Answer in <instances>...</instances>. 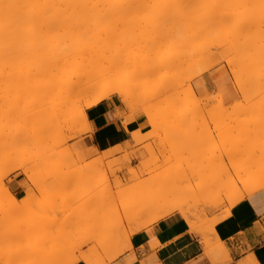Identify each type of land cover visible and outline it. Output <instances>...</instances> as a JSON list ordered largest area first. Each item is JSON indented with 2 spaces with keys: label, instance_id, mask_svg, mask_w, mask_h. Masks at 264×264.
Masks as SVG:
<instances>
[{
  "label": "rangeland",
  "instance_id": "374dc122",
  "mask_svg": "<svg viewBox=\"0 0 264 264\" xmlns=\"http://www.w3.org/2000/svg\"><path fill=\"white\" fill-rule=\"evenodd\" d=\"M151 1L153 0H147L146 2L151 3ZM220 1L221 0H210V5L215 2L214 4H218L220 7H225L224 3L226 1ZM147 3H145L146 8L142 5L144 10L142 7L141 11L137 8L140 6L139 4L137 7L134 6L136 4L133 5L135 9L133 8L134 11L132 12H134V17L136 15L140 26L137 21L136 23L133 20L134 17H129L131 14L133 16L131 11H129V14L131 13L129 15L124 14L123 10H120V8H124L125 6V3H122V7L121 5L120 8L115 7L119 9H117L118 11L113 10L111 14L105 18L106 20L108 19L107 21L112 20L111 23H106L105 19L104 21L101 19L98 20V23L101 21L99 23L101 26L97 23V25L100 26H97V28L99 29L102 27V30L100 29V33H97L94 38L92 37L89 40L91 42H89L91 49L94 47L92 50L95 49V51H92V58L88 65L91 67L102 66L103 68H107L110 65L112 71L111 73L110 68L108 69V73L106 71L107 74L105 78L101 79L100 84H105L114 78L121 82H126L127 77L132 80V73L133 77L135 75L132 82L129 79L130 82H126V84L132 86L131 88L137 89H135L138 91L137 97L134 93L132 100H128V103H124L121 102L118 95L111 94L115 95L123 104L127 111V116L141 114L143 116L145 115L148 121V130L145 132L135 130L131 133L132 140L134 141L133 145H139V147L130 151L115 147L112 150L97 152L93 150L92 146L85 145L84 134L89 130V127L87 119L85 121L82 116H85L84 106L76 105V102H82L85 97H81L79 94L77 95V93L76 95L74 93L71 95L72 92L77 90L75 87L80 82H77L78 80H76L74 76L70 79H72V81L74 79L77 84L73 81L74 86L71 84V81V86H69L68 83L66 87L69 86L70 89L68 87L65 88L64 86H62V88L61 85L65 84L60 83V87L62 88L60 89V93L61 91H63L62 94L65 93L62 96L58 92L60 87L57 89L58 86H56L59 83H56V85L55 83H50L51 87H49L50 89L47 87V89H49L47 90L45 86H50V84L45 83L42 85L39 82H32L31 84L33 87L30 83L24 84V86H27L26 88L24 87V90L23 85L14 81L13 83L12 80H10V82L9 78H6L7 80L5 79V81L3 80L4 78L2 79L1 77L2 74L5 75V73H8L9 65L11 66L13 64L14 58L13 60L10 59L9 62H11V64H8V61L5 62L3 59V63H5L3 66L0 61V67L2 66V68H0V90H2L0 91V264H54L60 260L61 254L63 257L61 261H63L77 253L79 254L80 252L83 254H89L95 264H108L114 254H121L128 248L125 236L123 237L122 235L123 230L120 222L122 216L121 209L130 200L139 199L142 201H149L152 197H156L155 202L157 204L163 203L165 206L168 205V203L176 202L182 203L183 205L186 204L185 207L189 208V211L194 214H192L193 216L191 218L192 220H195L196 225L200 224L199 226H206L209 219L223 214L226 208L229 207V205H227L228 203L225 201L226 195L233 194L234 188L238 186L240 187V180L245 181L243 186L264 180V104L261 102H264V97L261 95L263 93H258V89L255 90L256 87L253 86V84H255V81H252L253 78H251V80L250 76L248 77L247 75L248 69L250 71V68L252 67H249V65H247L248 67L246 66V63L253 65L257 61L254 59L257 57L253 56L249 57V59L253 58L255 62L246 59V56H250L254 49L248 48V51L251 50V52L247 53L246 51L247 55L245 53L242 55L241 52L243 51L240 50L241 56H245L243 58L247 61L243 60L241 63H238L235 59L237 62H233L234 64H226L229 61L226 62V59H229L228 56L230 55H228V49H226L228 45L225 48V52L223 46L221 47V43L220 45H218V42L215 44V42L212 41L213 37L216 35L215 30H211V35L209 36H213L212 39L210 38L212 42H210V39H205L208 43L213 44L214 42V44L209 47L210 54L206 55L207 57L209 56L210 60L208 61H210V63L208 62V64H206L208 65L207 69H201L202 72L200 73L201 70L199 68L200 71L195 69L197 68V62L199 61L200 63V60H197L199 57L196 59L197 62L194 66L190 64L191 62H187V64H185L186 61L185 63L179 62L177 60L178 58L176 57V59L175 56L178 54L176 53V50L177 52L180 51L179 54H182L181 50H185L181 47L182 45L184 48V42H186V44L188 43L189 47L205 46L207 48L209 45L204 41L203 36L201 37L202 39L198 38L201 43L197 39L195 40V38H190L187 34L188 32H186L187 29L189 30L186 26V24L188 25L186 20H184L187 28L185 29L186 31L182 29L185 28V26L183 27V22L181 24L174 21V23H179L175 25H181L179 26V29L177 27L178 31L175 32L174 30H176V28L174 29L172 26L174 23H172L171 19L163 20L159 18L163 22H166L165 20H170L169 23H160L161 20L155 18L158 20V26L155 20L150 21H153L156 24H153L152 22L151 24L148 23L150 22L148 19V25H143L145 22H142L140 16L142 19L144 16L145 18L143 20L147 21L146 19L149 17L150 19L154 16L157 17L159 15L157 11H160L158 8L159 6L156 9L154 8L155 11L158 9L156 11L158 15H154V9L152 10V8L149 7L151 5ZM229 3L232 4L231 2ZM247 3H245V5ZM250 3H253V1ZM115 4L118 5L119 3H116L115 1ZM240 4L243 5L239 2V4L237 3L233 6H236V8L237 6H240L238 8L242 9L244 6L241 7ZM152 5H154V3ZM247 6L250 5L247 4ZM129 7H126L127 9H125L127 12ZM131 7L129 9H131ZM149 8H151V12L149 13L153 12L152 15L147 13ZM241 9H238V11ZM136 10L138 11L135 12ZM114 11H116V13L112 14ZM120 11L123 12V16ZM235 11L237 10L234 8L233 12ZM118 12H120V14ZM127 12L125 11V13ZM139 12H141L142 15ZM117 13L118 15H116ZM120 15L122 17L128 15L129 18L127 17L128 19H126L125 17L123 19ZM240 15H243V13ZM240 15L238 16L237 14V16L235 15L236 17L234 16L236 21ZM130 18H132V20H130ZM181 19L179 18V21ZM120 20H123V24L125 25H123ZM130 21H134L133 23H136L137 26L136 24H132V28H130ZM181 21H183V19ZM236 21L229 23L231 30L236 26L234 25L237 24ZM116 23H118V26H116ZM126 23L130 24L126 25ZM170 23L172 24L171 26ZM227 24L228 23L222 27H220L221 25L217 26L222 33H220L215 26L214 28L219 34L222 35L225 33L229 38L230 36L232 37L231 34L233 32L230 34L229 26ZM167 25L173 27V31L170 32ZM111 26H116V30L112 31L114 27L111 29ZM161 26L163 28H161ZM95 28L96 26H94V29ZM97 28L96 30H98ZM123 28L125 29L121 30L119 34V30ZM180 28L183 32L185 31V35H182L183 32H181ZM106 30L108 33L111 31L112 34H108ZM250 30L249 32H251ZM254 30H257L256 27ZM254 30H252V32H254L253 34L256 33V36L250 33L248 34L249 36L251 35L255 37L256 39L254 40L256 41H254L252 37L247 36L248 34H246L245 38L243 37L244 41L245 39L249 40L252 38L250 40H253L260 47V44H263L264 36L260 38L262 35L260 33L261 35L259 34L260 36L258 39V31ZM162 31V34H165L166 32V35L168 32V34L171 33V37L170 35H168L169 38L165 35L167 39H162L160 37L161 42H159V37L157 35H159L158 32ZM101 32H105V34H107V36L105 35L106 37H109V35L112 36L110 39L114 41L111 42L112 40L110 41V39H108L107 42L106 37H103V33ZM121 33H123V35H121ZM212 33H214V35ZM201 35H199V37ZM207 35L208 34H206V36ZM161 36L164 37L163 35ZM121 37H124V39ZM156 37L158 38L157 42L156 40H153L156 39ZM223 37L221 36L220 38ZM227 37H225V39L228 41L231 37L229 39ZM103 38L105 42H110L109 46L102 41ZM243 38H241V40ZM169 39H173L174 41ZM182 39L184 40L182 41ZM185 39H187V41ZM260 39L263 40L259 41ZM188 40H191L190 44ZM231 40L232 39L229 41ZM138 41H140V43H137ZM193 41H195V44H192L194 43ZM196 41L201 45H198ZM253 41L249 44L252 45ZM155 43L161 45L155 46ZM180 43L182 44L180 45ZM227 43H224L223 45H226ZM137 44L140 45L138 46ZM178 45L181 47L179 50ZM188 45L185 46L186 49ZM136 46L138 48H136ZM188 49L186 51H188ZM230 49L232 48L230 47ZM167 51L170 52L168 53ZM223 51L225 55L223 54ZM1 53L2 52H0V54ZM233 54L234 53L232 52V55ZM115 55L120 56L116 58ZM2 56L0 59L3 58ZM5 56L6 59H8V55L4 54V57ZM202 56L205 58L204 54ZM222 56H225V58L223 59ZM124 57H126V59L128 58L126 62H124ZM170 57L173 61L170 60L169 62ZM110 59H112V64H110ZM115 59H121V62L119 61L118 63L122 66L121 68L118 66L119 69L116 68L117 70L115 69L113 71L115 68L114 66H117L118 64L117 62V64H114L116 61ZM213 60H215L212 62L214 64H211V61ZM167 61L170 64L171 62L176 63H172L171 66H174L171 67ZM205 61L207 62V60L204 59V62ZM153 62H156L154 65L157 67L153 65ZM150 64L152 65L150 66ZM112 65L114 68L111 67ZM230 65H235L233 68L236 69L231 68ZM187 66L189 67V70L187 69ZM191 66L194 67V71L196 70L199 72L198 75L194 76V74L190 79L185 73L188 71L189 73L187 72V74L192 75L191 73L193 71L191 70H193V68ZM243 66L246 67L247 72L245 71V68L242 69ZM256 70L257 68L255 71ZM183 71H185V73ZM234 71L239 72L240 78L239 76H236V74H233L235 73ZM108 74H110V76ZM250 74L253 77L254 73ZM259 75L258 76L261 77V79L259 78L258 80L257 77V79L254 80L262 82L261 80L264 78L262 71ZM236 79L245 81L247 84V93L245 90V92L238 90V86H241L242 84L238 85L240 84V82H238V84L235 85V82H237ZM262 84L263 86L261 89L264 91V83L262 82ZM187 85L190 87L188 91ZM257 85H259V82ZM15 86L17 87V90H15ZM52 86L54 87L52 88ZM42 89H46V92L43 91L45 94L42 92ZM261 89L259 88V91L262 92ZM189 91L192 96L194 95L193 97H195V99L192 96H189ZM255 91L257 93H255ZM13 92L15 94H13ZM9 93H12L13 95ZM138 93L141 94L138 95ZM244 93L246 94L244 95ZM248 94L252 95L248 96ZM42 96L45 97L43 98ZM66 99L68 100L67 102L65 101ZM40 104H42V106ZM41 109L42 111L40 112L39 110ZM59 109L60 111L62 109L61 113ZM23 137H25V139ZM137 152L141 154L140 157L133 156L134 153ZM116 153H119V155H115ZM131 159H133V161H131ZM223 164L227 168L226 173V168H221L224 175L219 171V167ZM19 165H22V168H26V173L27 175L29 174V176H27L25 172H22V168L18 167ZM15 167L16 169H14ZM234 168L236 170H234ZM200 169L205 170V172L201 171L204 172L205 178H213V181L217 182L219 180L221 183L218 181L220 184L219 186L217 185L218 183L211 185V187L207 186L208 190L205 189L203 194L202 192H198L197 194H194L195 196H191V198L190 195L186 194L188 196L187 199L186 195H184L185 193L182 192V188H188L187 186L191 187L192 185H195L194 182L196 183L197 180L200 182V176L199 178H196L198 176L195 174V179L191 176L194 174L191 171L195 170L200 172ZM233 171H237L235 172L237 175L234 176V178L232 177L231 181L229 176L233 174ZM134 173L139 177H136ZM200 173L199 175H201ZM14 175L18 176L17 179H21L23 183L24 191L21 193L22 196H20V198L25 195V191L30 193L28 201L21 199L17 205H14L15 207L12 206L10 208V206L7 207V198L6 196L4 197V193L1 192V190L4 191L5 188H7L11 193L10 182L12 180L11 177ZM225 176H228L229 179L226 180L227 178ZM65 178H72L76 182L69 188L59 189L60 187L55 183H58V181ZM90 180L93 181V186L101 181L108 184L100 194L101 197L99 196L96 200L92 199L91 201L88 200V197H85V190H87L89 185L88 182ZM213 181L211 183H213ZM31 182H33V184ZM164 183L168 184L166 185V188H169L170 186L175 188V190L172 189V187L170 188L173 190L171 193L175 192V195H171L169 189L167 190L166 188L161 192L156 191L157 189L162 188L163 186L160 188L159 186L164 185ZM177 187H181V189L178 188V191L182 192V194L177 192ZM2 188H4V190ZM73 190L76 193L66 202L67 204L61 207L51 205V200L58 196V193L60 194L61 191L70 192ZM257 194H262L264 196V191L260 189ZM218 197H220L222 201L218 199ZM242 198L236 197L233 204ZM218 201L221 202L217 203ZM187 204L191 206L189 207ZM191 207L194 209H191ZM182 215L184 218H187L185 214ZM125 223L126 222H124V224ZM124 226L132 228L134 227V224H125ZM205 233L209 237L207 247H215L216 242H214V240L210 238V235H208L209 231H205ZM104 239L110 240H108V246H105V248L96 247V242ZM81 241L82 243H80ZM72 244H75L76 246L79 244V246H77L78 248H73L75 245ZM63 246L65 247V250ZM67 246L71 248H67ZM76 263L84 264L81 260Z\"/></svg>",
  "mask_w": 264,
  "mask_h": 264
},
{
  "label": "bare ground",
  "instance_id": "6f19581e",
  "mask_svg": "<svg viewBox=\"0 0 264 264\" xmlns=\"http://www.w3.org/2000/svg\"><path fill=\"white\" fill-rule=\"evenodd\" d=\"M115 1H116V3H119L118 5H116L115 4ZM147 0H112V2H111V0H0V52H2L0 55L3 57L2 59H0V61H1V63H2V66L3 65H5V63H3V59L5 60V62L6 61H8L7 63L8 64H11V62H9L10 61V59H12L13 60V58H14V60H13V64L10 66L9 65V68H8V73L6 74L5 73V75H3L2 74V72H1V74L3 75H1V77H2V79L3 80H5L6 78L8 79L9 78V81L10 80H12V82L14 81V82H17L18 84H21V85H23V89H24V87L26 88L27 86L25 85L24 86V84H31L32 82L34 83H36V82H39V83H41L42 85L43 84H45V83H48V84H50V83H55V85H56V83H59L58 85H56V86H58L57 87V89L60 87V85L61 84H65V85H61V87L62 86H64L65 88H69V86H71V84L72 85H74L73 83L75 82V84H77V82H79V84L74 88L76 91L75 92H72L71 93V95L74 93L75 95H76V93H77V95L79 94V96H81V97H85L84 99H83V101L80 103L79 101L78 102H76V105L78 106H84V108L85 107H88V106H91V105H93V104H95L96 102H98V101H100V100H102V99H105V98H107V97H109L111 94H116V95H118L119 97H120V100H121V102H124V103H128V100H132V96H133V94L135 93V95H136V97H137V92L138 91H136L137 89L136 88H131L132 86H128L127 84H126V82L127 83H129L130 82V80L128 79V77H127V79H128V81H127V79H126V82L125 81H120V80H118V79H115L114 77H111V78H114V79H112V80H109V82H107V83H105V84H100L101 82V79L102 78H105V76H106V74L109 72V68H110V65H109V67H107V68H103L102 66H97V67H91V66H89L88 65V63L90 62V60H91V58H92V54H93V52L92 51H95V49L94 50H92L91 49V47H90V45H89V40L93 37L94 38V36L97 34V33H100V29L102 28H97V26L98 27H100L101 26V24H99L101 21H99V23H98V20H102V21H104V19L105 18H107L110 14H111V12L113 11V10H117L118 8H115V7H119L120 8V5L122 4V3H125V6H124V8L122 7V5H121V7L122 8H120V10L122 11L123 10V12H124V14H129V11H131V13H133V16H132V14L129 16V17H134V12H132V11H134V9H135V7H137V5L139 4L140 6L139 7H137L140 11L142 10V5H144V7H145V3H147L146 2ZM153 1H155V2H153ZM153 1H151V3L153 2L154 3V5L156 6H154V5H152L151 3H147V4H150L151 6H149V5H147V6H149V7H151L152 8V10L155 8H157L158 6V8L160 9V11H157L158 13H159V15L157 14V12L155 11V9H154V15L155 14H157L158 16L156 17V16H154L153 18H151L150 19V17L149 18H147L146 20L147 21H145V20H143L145 17L143 16V19L141 18V16H140V19L142 20V22H145V23H143V25H146L147 24V22H148V19H149V21L150 20H155V22H157V26H158V20L157 19H155V18H161V19H171V21H172V23H174V21H176V22H179V23H181L182 24V22H183V27L185 26V21L184 20H186L187 22H188V25H190V26H188L187 24H186V26L189 28V30L186 28V26H185V28H182L183 30H185V29H187V31L186 32H188L187 34H188V36H190V38H192V39H194L195 38V40L197 39L198 40V38H201L202 36H203V39H204V41H205V39L207 38L208 40L211 38L212 39V37L213 36H209V35H211V30H215V36L213 37V39H212V41H214L215 42V44H216V42H218L219 44L218 45H220V43H221V47L223 46V48H224V51L226 52V50H225V48H226V46H227V48L226 49H228V51H227V53H228V55L230 54V55H232V52L234 53L232 56H228V58L229 59H226V62L228 61V63H226V64H234L233 62H235L236 60L238 61V63H241V61H243V60H246V59H248V60H250V61H252L253 60V62H255L256 60V62L252 65V64H247L246 63V66L247 65H249V67H252V68H250V71H249V69H248V73H247V75H248V77L250 76V79L251 78H253V80L252 81H255V84H253V86L254 87H256L255 88V90H257L258 91V93L260 92V94L261 93H263V94H261L263 97H264V91L261 89L262 88V86H263V84H262V82L264 83V78L261 80L262 82H260V81H258L259 80V78L261 79V77H259L260 75H259V73L261 74V71H262V73H263V75H264V66H263V64H264V41H263V44L261 45L260 44V42H259V44H260V47H259V45L258 44H256L254 41H256V40H254V39H256L255 37H253V36H249V34L248 33H250V34H252V35H255L256 36V33L255 34H253L254 32H252V30H254L255 29V27H256V29L257 30H254V31H258L257 32V35H258V39H259V36H260V38L261 37H263L264 35V0H249L250 2H252L253 1V3H250L248 0H221V1H226L225 3H224V6L225 7H220V6H218V4H214L215 2H213L211 5H210V0L209 1H207V0H153ZM220 1V2H221ZM236 1V2H235ZM245 1V2H244ZM145 2V3H144ZM207 4H206V3ZM229 2H231L232 4H230L229 3V5H228V3ZM239 2L240 3H242L243 5H241V7H243L242 9L241 8H238V7H240V6H237V8H236V6H233V5H235V4H239ZM248 2V3H247ZM113 5H112V4ZM156 3V4H155ZM209 3V4H208ZM245 3H247L248 5H250V6H247V4L245 5ZM111 4V5H110ZM128 4V5H127ZM134 4H136V5H134ZM116 5V6H115ZM127 5V6H126ZM129 5H130V7L131 6H133V7H131V9H129L130 7H129ZM112 6V7H111ZM153 6V7H152ZM208 6V7H207ZM211 6V7H210ZM111 7V8H110ZM114 7V8H113ZM126 7H129L128 8V12H127V10H125V9H127ZM144 7H143V10H144ZM134 8V9H133ZM141 8V9H140ZM146 8V7H145ZM151 8H149V10L148 9H145V10H148V12L147 13H149V12H151ZM234 8L237 10V11H235V12H237V13H235V12H233L234 11ZM238 9H241V10H239L238 11ZM119 10V9H118ZM117 10V11H118ZM127 12V13H125V11ZM120 11V12H121ZM138 10H136L135 12H137ZM243 11V12H242ZM120 12H118L119 14H120ZM123 12H121V14H122V16H123ZM156 12V13H155ZM114 13H116V11H114L112 14H114ZM118 13L116 14V15H118ZM139 13H141V12H139ZM146 13V14H147ZM241 13H243V15H240ZM136 14V13H135ZM149 14H153V12L152 13H149ZM237 16V14H238V16L240 15V19L239 18H237V21H236V16ZM141 15H142V13H141ZM144 15H145V13H144ZM148 15V14H147ZM121 15H120V17L121 18H125L126 17V19H128L129 17H128V15H124L125 17H122ZM146 16V15H145ZM235 16V17H234ZM128 17V18H127ZM120 18V19H121ZM132 18H130V20H132ZM136 18V15H135V17L133 18V20L136 22H138V20H137V18ZM177 18V19H176ZM179 18L181 19H183V21H179ZM140 19H139V21H140ZM161 19H159V20H161ZM174 19H176V20H174ZM234 20V21H232V20ZM94 20V21H93ZM106 20V19H105ZM108 20V19H107ZM106 20V23H111V19H109V20H111V21H107ZM178 20V21H177ZM239 20V21H238ZM91 21H92V23H91ZM121 21V20H120ZM129 21V20H128ZM127 21V22H128ZM133 21V22H134ZM153 21H150V22H148V23H150L151 24V22L153 23V24H156V23H154ZM166 22H163L162 20L160 21V23H169L170 22V20H165ZM237 22V24H234V25H236L235 27H233L232 28V30L230 29V25H229V23H231V22ZM114 22H115V20H114ZM114 22H112V23H114ZM123 20L121 21V23L123 24ZM126 22V21H125ZM131 22V21H130ZM133 22H131V24L130 23H126V25L127 24H130V28H132V24H136V23H133ZM174 23L173 25L170 23V26L172 25L173 27H174V29L176 28V30H174L175 32L176 31H178V29H179V26H181V25H175V24H179V23ZM94 23V24H93ZM96 23V24H95ZM97 23L100 25H97ZM120 23V24H121ZM139 23V22H138ZM159 23V24H160ZM226 23H228L227 25L229 26V30H230V34H231V32H233L231 35H232V37L230 38V39H232L231 41H229L230 39L227 37L228 35L227 34H225V33H223L224 34V37H223V34L221 35V34H219L218 33V31H220L218 28H217V26H220V27H222V26H224ZM92 26H91V25ZM103 24V23H102ZM104 24H105V22H104ZM103 24V25H104ZM115 24V23H114ZM118 23H116V26H118L117 25ZM112 25V24H111ZM123 25H125V24H123ZM123 25H121V26H123ZM148 25V24H147ZM163 25V24H162ZM94 26H96V28L98 29V30H96V28L94 29ZM116 26H111V29H112V31H114V30H116L115 29V27ZM129 26V25H128ZM136 26H137V24H136ZM139 26H140V23H139ZM155 26V25H154ZM164 26V25H163ZM170 26H168L167 25V28L169 27V31L171 32V31H173L172 30V28L173 27H170ZM214 26H215V28L218 30H216L215 28H214ZM227 26V27H228ZM262 26V27H261ZM165 27V26H164ZM177 27H178V29H177ZM214 29H213V28ZM254 27V28H253ZM107 28V27H106ZM117 28V27H116ZM119 28V27H118ZM159 28H160V26H159ZM161 28H163L162 26H161ZM166 28V27H165ZM171 28V29H170ZM225 28V27H224ZM253 28V29H252ZM110 29V30H111ZM125 28H123V29H120L119 30V34H120V31L121 30H124ZM129 29V28H128ZM128 29H126V30H128ZM181 28H180V30H181V32H183V30H182ZM250 29H252V30H250ZM102 30V29H101ZM108 30V29H107ZM106 30V31H107ZM208 30H209V32H208ZM248 30V31H247ZM249 30L252 32H249ZM164 31V30H163ZM163 31L162 32H158L159 33V35H157L158 37H159V42H161L160 40H161V38L162 39H167V37H168V35H170V37H171V33L170 34H168L167 33V35H166V32H165V34H162L163 33ZM166 31H168V30H166ZM184 31V32H185ZM205 31V32H204ZM216 31H217V33H216ZM184 32H183V34L182 35H185L184 34ZM203 32V33H202ZM213 32V31H212ZM101 33H103V37H106L107 36V34H105V32H101ZM107 33H108V31H107ZM110 34H112L111 33V31L109 32ZM108 33V34H109ZM158 33H156V34H158ZM220 33H222L221 31H220ZM261 33V34H260ZM163 35L164 37H162L161 35ZM202 34V35H201ZM206 34H208L207 36H206ZM213 35H214V33H212ZM221 37H223V38H220L218 35ZM229 34V35H230ZM243 34H244V36H243ZM246 34H248L247 36H249V37H252L253 38V44H254V46L256 47H254L253 46V44L251 45V44H249V43H252V41L250 40V39H252V38H250L249 39V37H248V39L250 40H247V39H245V41H244V38H245V36H246ZM260 34V35H259ZM106 35V36H105ZM117 35V34H116ZM115 35V36H116ZM121 35H123V33H121ZM167 37H166V36ZM199 35H201L200 37H199ZM204 36H205V38H204ZM110 37H112V36H110L109 35V37H106V41L108 40V39H110ZM161 37V38H160ZM166 37V38H165ZM185 37V36H184ZM186 37H187V35H186ZM197 37V38H196ZM216 37V38H215ZM225 37H227L229 40L227 41L226 39H225ZM244 37V38H243ZM121 38H123L124 39V37H121ZM120 38V39H121ZM155 38V37H154ZM169 38V37H168ZM181 38V37H180ZM179 38V39H180ZM189 38V37H188ZM187 38V39H188ZM241 38H243L242 40H241ZM247 38V37H246ZM187 39H185L186 41H187ZM191 39V40H192ZM202 39V38H201ZM206 39V40H207ZM211 39H210V42H212L211 41ZM215 39H217V40H215ZM223 39H224V42H223ZM263 39H264V37H263ZM263 39H260L259 41H261V40H263ZM112 39H110V41H111ZM153 40H156V42L158 41V38L156 37V39H153ZM169 40H171V39H169ZM184 39H182V41H183ZM190 40V41H191ZM219 40H220V42H219ZM247 40V41H246ZM94 41V40H93ZM92 41V42H93ZM102 41L106 44L107 42H105L104 41V38L102 39ZM114 40H112L111 42H113ZM141 41H143V40H141ZM171 41H174L173 39L171 40ZM189 41V40H188ZM189 41V44L191 43ZM199 41V40H198ZM226 41V42H225ZM181 42V41H180ZM194 43H192V44H195V41H193ZM197 42V41H196ZM200 42V41H199ZM205 42H207V41H205ZM214 42H213V44H214ZM229 44H228V43ZM258 42V41H257ZM91 43V42H90ZM104 43H103V45H104ZM110 43V42H109ZM109 43H107L108 44V46H109ZM124 43V42H123ZM137 43H140V41H138ZM172 43V42H171ZM201 43V42H200ZM199 43V44H200ZM202 43H204V42H202ZM224 43H227L226 45H223ZM93 44H94V42H93ZM106 44V45H107ZM112 44V43H111ZM114 44H115V42H114ZM113 44V45H114ZM154 44V43H153ZM182 43H180V45H181ZM185 46L186 45H188V43L186 44V42H184L183 43ZM197 44H198V42H197ZM198 44V45H199ZM206 44V43H205ZM204 44V45H205ZM212 43H208L207 42V45H209V46H207V48L205 47H202V46H193V47H189V45L187 46V49L188 48H190V49H188V51H186L187 49H186V47L184 46V48H183V46L181 45V47H182V49L184 50V51H182L181 50V53L182 54H179V52L180 51H178L177 52V50H176V53H178L176 56H175V58L179 61V62H181V63H185V61H186V63L185 64H187V62H191L190 64L191 65H194L195 66V63L197 62V60H200V63H199V61L197 62L198 64H196L197 65V68H195L196 70H201V69H204V70H206L207 69V67H208V65H206V64H208V62L210 63V61H208V60H210V58H209V56L207 57L206 55H209L210 54V49H209V47L211 46V45H213ZM89 45V46H88ZM92 45V44H91ZM116 45H117V43H116ZM138 46L140 45V44H137ZM156 45H161V44H156L155 43V46ZM201 45V44H200ZM230 45V46H229ZM258 46V49H257V46ZM101 46V45H100ZM105 46V45H104ZM118 46V45H117ZM116 46V47H117ZM142 46V45H141ZM171 46V45H170ZM175 46H177V45H175ZM191 46V45H190ZM225 46V47H224ZM262 46V47H261ZM96 47V46H95ZM154 47V46H153ZM152 47V48H153ZM179 47V48H178ZM178 50L181 48L179 45H178ZM230 47L232 48V49H230ZM107 48V47H106ZM135 48V47H134ZM136 48H138L137 46H136ZM151 48V47H150ZM248 48L249 49H254V51L252 52V54H250V56L249 55H247V53L248 52H251V50H249L248 51ZM156 49H158V48H156ZM164 49V48H163ZM247 49V50H246ZM256 49V50H255ZM118 50V49H117ZM139 50V49H138ZM166 50V49H165ZM172 50V49H171ZM173 50H175V49H173ZM190 50V51H189ZM214 50V49H213ZM234 50V51H233ZM243 51V52H241V51ZM109 51H111V50H109ZM116 51V50H115ZM136 51H137V49H136ZM155 51V50H154ZM186 51V52H185ZM224 51H223V54L225 55V53H224ZM229 51H230V53H229ZM246 51H247V53H246ZM113 52H114V50H113ZM168 52V51H167ZM170 52V51H169ZM168 52V53H169ZM183 52H185V53H183ZM242 53V55L245 53L247 56H248V58H247V56H246V59H244L243 57H245V56H241V53ZM141 53V52H140ZM4 54L5 55H8L9 57H12V58H9L8 56H7V58L9 59H6V56L4 57ZM112 54V53H111ZM172 54H173V52H172ZM174 54H175V51H174ZM204 54V56H205V58L202 56ZM263 54V55H262ZM113 55V54H112ZM237 57H236V56ZM261 55V56H260ZM1 56H0V58H1ZM118 56H120V55H115V57L117 58ZM172 56V55H171ZM241 56V57H240ZM257 57V58H254L255 59V61H254V59L253 58H250L249 59V57ZM113 57V56H112ZM111 57V58H112ZM114 57V58H115ZM199 57V58H198ZM223 57V56H222ZM226 57H227V54H226ZM236 57V58H235ZM240 57V58H239ZM164 58V57H163ZM173 58V57H172ZM198 58V59H197ZM209 58V59H208ZM214 58V57H213ZM225 58V56L223 57V59ZM241 58H243V59H241ZM76 59H77V61L78 60H81V61H76ZM128 59V58H127ZM126 57H124V62H126ZM174 59V58H173ZM175 59V60H176ZM197 59V60H196ZM204 59L205 60H207V62L205 61L204 62ZM236 59V60H235ZM241 59V60H240ZM11 60V61H12ZM114 60V59H113ZM116 60V59H115ZM149 60V59H148ZM166 60V59H165ZM170 60H171V57H170V59H169V62H170ZM182 60V61H181ZM196 60V61H195ZM220 60V59H219ZM261 60H263V61H261ZM110 62L112 61V59H110L109 60ZM121 62V59L120 60H116L115 62H114V64H117L118 62ZM146 61H147V58H146ZM161 61V60H160ZM159 61V62H160ZM171 61H173V60H171ZM184 61V62H183ZM195 61V62H194ZM204 63H203V62ZM215 60H213V61H211V64H214V63H212V62H214ZM218 61V60H217ZM216 61V62H217ZM236 61V62H237ZM240 61V62H239ZM247 61V60H246ZM117 62V63H116ZM122 62H123V60H122ZM144 62V61H143ZM150 62V61H149ZM168 62V61H167ZM166 62V63H167ZM168 62V63H169ZM194 64H193V63ZM249 62V61H248ZM259 62V63H258ZM261 62H263V63H261ZM113 62H111L110 64H112ZM154 63L156 64V62H153V65H154ZM172 63L173 62H171V64H170V66L172 65ZM176 63V62H175ZM175 63H173V64H175ZM178 63V62H177ZM180 63V64H181ZM188 63V64H189ZM120 63H118L117 64V66H114L113 67V65L111 66L112 68H114L113 69V71L117 68V69H119V68H121V66L122 65H119ZM123 64H126V63H123ZM149 64V63H148ZM161 64V63H160ZM179 64V63H178ZM202 64V65H201ZM204 64V65H203ZM261 66H260V65ZM152 64H150V66H151ZM199 65V66H198ZM252 65V66H251ZM2 66L0 67V68H2ZM6 66H8V65H6ZM108 66V65H107ZM118 66H119V68H118ZM148 66V65H147ZM150 66H148V67H150ZM155 66V65H154ZM174 66V65H173ZM173 66H171V67H173ZM204 66V67H203ZM229 66V65H228ZM231 66V65H230ZM235 66V65H234ZM234 66H231V68H233ZM155 67H157V66H155ZM171 67H169V68H171ZM188 67V66H187ZM192 67V66H191ZM209 67H210V65H209ZM240 67V66H239ZM248 67V66H247ZM151 68H153V67H151ZM167 68V67H166ZM193 68V70H191V71H193L191 74L192 75H188L187 74V69L189 70V67L186 69V73H185V71H183L187 76H188V78L190 77V79L193 77V75L194 76H196V75H198V72L200 71H194V67H192ZM199 68V69H198ZM243 68H245V71L247 70L246 69V67L245 66H243L242 67V69ZM257 68V70L255 71V69ZM116 69V70H117ZM139 69L141 70V68L139 67ZM145 69V68H144ZM161 69V68H160ZM233 69H236V68H233ZM4 70V69H3ZM131 70V69H130ZM129 70V71H130ZM154 70V69H153ZM166 70V69H165ZM203 70V71H204ZM255 71V72H253V71ZM261 70V71H260ZM106 71H107V73H106ZM143 71V70H142ZM144 71H146V70H144ZM149 71V70H148ZM239 71V70H238ZM260 71V72H259ZM3 72H5V71H3ZM110 72L112 73V71H111V68H110ZM133 72V71H132ZM131 72V73H132ZM152 72V71H151ZM150 72V73H151ZM156 72V71H155ZM162 72V71H161ZM202 72V70L200 71V73ZM235 73H233V74H236V76H239V78H240V75H239V72H236V71H234ZM247 72V71H246ZM257 72H259V73H257ZM110 73V74H111ZM130 73V74H131ZM139 73H140V71H139ZM142 73V72H141ZM147 73H149V72H147ZM189 73V72H188ZM237 73H238V75H237ZM241 73V72H240ZM250 73H254L253 74V77H252V75L250 74ZM110 74H108L109 76H110ZM144 74V73H143ZM9 76V77H7V76ZM140 76H142L141 74H139ZM145 75V74H144ZM143 75V76H144ZM153 75V74H152ZM157 75V74H156ZM256 76V78H255V76ZM259 75V76H258ZM6 76V77H5ZM72 76H74V78L76 79V80H78L77 82L73 79V81H72V79H70ZM109 76H108V78H109ZM111 76H112V74H111ZM150 76V75H149ZM192 76V77H191ZM130 77V76H129ZM134 77H135V75H134ZM134 77H133V73H132V80L134 79ZM186 77V76H185ZM257 77H258V80H254V79H257ZM11 78V79H10ZM155 78V77H154ZM188 78L186 77V79L188 80ZM6 79V80H7ZM234 79H235V75H234ZM246 79V78H245ZM2 80V81H3ZM5 80V81H6ZM132 80H131V82H132ZM237 80V79H236ZM240 80V79H239ZM237 80V82H235V85L236 84H238V82H240V84H238V85H241V86H238L239 87V89L238 90H240L241 92L243 91V92H245L246 91V87H247V84L245 83V81H243V80ZM71 81H72V83H71ZM259 82V85H257L258 84V82ZM11 82V81H10ZM13 82V83H14ZM188 82V81H187ZM1 83V82H0ZM61 83V84H60ZM69 83V84H68ZM71 83V84H70ZM69 85V86H67L66 87V85ZM131 84V83H130ZM248 84H249V82H248ZM4 85V84H3ZM9 85V84H8ZM17 85V84H16ZM32 85V84H31ZM75 86V85H74ZM73 86V87H74ZM249 86V85H248ZM261 86V87H260ZM6 87V86H5ZM16 87V86H15ZM19 87H20V85H19ZM29 87V86H28ZM32 87H33V85H32ZM46 87V89H47V87L49 88V87H51V84H50V86H45ZM54 86H52V88H53ZM59 88L58 90V92L60 93V89H62V88ZM98 87H100V88H98ZM130 87V88H129ZM133 87H135V86H133ZM235 87H237V86H235ZM241 87V88H240ZM2 88V87H1ZM43 88H44V86H43ZM97 88H98V90H97ZM259 88L262 90V92L261 91H259ZM46 89H42V92L43 91H45L46 92ZM50 89V88H49ZM49 89H47V90H49ZM56 89V88H55ZM70 89V88H69ZM73 89V90H74ZM96 89V90H95ZM136 89V90H135ZM188 89H190V87H189V85H187V91H188ZM253 89V88H252ZM5 90V89H4ZM14 90V89H13ZM15 90H17V87H16V89ZM25 90V89H24ZM32 90V89H31ZM64 90V89H63ZM245 90V91H244ZM0 91H2V90H0ZM65 91V90H64ZM191 91V90H190ZM190 91L188 92V93H190ZM19 92V91H18ZM41 92V91H40ZM62 92L63 91H61V93H60V95L62 96V95H64V94H62ZM192 92V91H191ZM248 92H250V91H248ZM44 93V92H43ZM246 93H247V91H246ZM246 93H244V95L246 94ZM255 93H257L256 91H255ZM9 94H12V93H9ZM13 94H15L14 92H13ZM12 94V95H13ZM28 94V93H27ZM38 94H39V92H38ZM45 94V93H44ZM58 94V93H57ZM68 94V93H67ZM141 94V93H140ZM139 93H138V95H140ZM242 94V93H241ZM40 95H42V94H40ZM59 95V96H60ZM250 95H252V94H248V96H250ZM29 96V95H28ZM39 96V95H38ZM189 96H192V94L190 93V95ZM194 96V95H193ZM192 96V97H193ZM260 96V95H259ZM262 96H260V97H262ZM43 98L45 97V96H42ZM69 97V96H68ZM67 97V98H68ZM78 97V96H77ZM80 97V98H81ZM59 98V97H58ZM64 98V97H63ZM194 99H195V97H193ZM209 98V97H208ZM244 98V97H243ZM251 98V97H250ZM37 99V98H36ZM42 99V98H41ZM72 99V98H71ZM76 99V98H75ZM188 99V98H187ZM207 99V98H206ZM248 99V98H247ZM246 99V100H247ZM264 99V98H263ZM43 100V99H42ZM191 100H193V99H191ZM39 101V100H38ZM66 102L68 101L67 99L65 100ZM196 101V100H195ZM204 101V100H203ZM218 101V100H217ZM65 102V103H66ZM263 104H264V102L263 101H261ZM42 103V102H41ZM42 104H44V103H42ZM42 104H40L41 106H42ZM217 104V103H216ZM215 104V105H216ZM198 105V104H197ZM214 105V107L216 108V106ZM60 106V105H59ZM217 106H218V104H217ZM38 107H39V104H38ZM67 107V106H66ZM213 107V106H212ZM43 108V107H42ZM68 108V107H67ZM199 108V107H198ZM40 109V108H39ZM53 109V108H52ZM45 110V109H44ZM40 112L42 111V109L41 110H39ZM59 111H60V109H59ZM61 111H62V109H61ZM61 111H60V113H61ZM75 111V110H74ZM35 112H36V110H35ZM71 112V111H70ZM34 113V112H33ZM47 113V112H46ZM58 113V112H57ZM59 114V113H58ZM64 114V113H63ZM62 115V114H61ZM32 116H33V114H32ZM37 116V115H36ZM48 116V115H47ZM83 116V119L86 121V116H84V115H82ZM124 116V115H123ZM126 122V121H125ZM46 128V127H45ZM51 128V127H50ZM49 130V129H48ZM50 131V130H49ZM48 131V132H49ZM53 131V130H52ZM51 131V132H52ZM39 135H41V134H39ZM79 135V134H78ZM24 139H25V137H23ZM137 140V139H136ZM138 141V140H137ZM74 162V161H73ZM88 162V161H87ZM75 163V162H74ZM24 165V164H23ZM220 165V164H219ZM22 165H19L18 167H20V168H22L21 167ZM224 166V164L223 165H221L219 168V171H220V173H222V171H221V168L223 169V168H226L225 166ZM227 166V165H226ZM17 167V166H16ZM16 167L14 168V169H16ZM17 167V168H18ZM229 168V167H228ZM22 170V172H25V174L27 175V173H26V168L24 167V168H22L21 169ZM198 170V169H197ZM234 170H236L235 168H234ZM199 171V170H198ZM201 171H204L205 172V170H202V169H200V172ZM226 171H227V168H226V170H225V173H226ZM191 172H193L192 174L193 175H191L192 177H194V175L196 174V176H198V177H196V178H199V176L201 177V178H199V180H200V182L197 180L196 181V183L194 182V184L195 185H192L191 187H189V186H187L188 188H186V187H183L182 188V192L183 193H185L184 195H186V194H188V195H190V198H191V196L193 197V195L194 194H197L198 192H202V194L204 193L203 191L206 189V190H208L207 189V186H210L211 187V185H214L215 183L217 184L218 183V181L217 182H215V181H213V178H205V175H204V172H197V171H195V170H193V171H191ZM191 172H190V174H191ZM197 172V173H196ZM235 172H237V171H233V174H231L230 176H229V178L231 179V181H232V177L234 178V176H236L237 174L235 173ZM199 173L201 174V175H199ZM224 173V172H223ZM222 173V174H223ZM135 174V173H134ZM141 174V173H140ZM189 174V175H190ZM198 174V175H197ZM203 174V175H202ZM136 175V174H135ZM224 175V174H223ZM27 176H29V174L27 175ZM138 175H136V177H137ZM139 177V176H138ZM186 177V176H185ZM191 177V178H192ZM195 177H194V179H195ZM203 177V178H202ZM227 179L226 180H228L229 178H228V176H225ZM114 178V177H113ZM115 178H116V176H115ZM184 178V177H183ZM30 180H32V179H30ZM238 180V179H237ZM194 181V180H193ZM213 181V183H211ZM75 180L74 179H72V178H65V179H62L61 181H58V183L56 182L55 184H57V186L58 187H60L59 189H61V188H69V187H71L72 185H74L75 184ZM92 182L93 181H89L88 182V188H87V190H85L86 191V193H85V197H88L89 199V201H91L92 199H97V198H99V196L101 197V193H102V191L105 189V187L106 186H108V184L107 183H105V182H98L95 186H93L92 185ZM239 182V181H238ZM256 182V181H255ZM32 184H33V182H31ZM135 183V182H134ZM133 183V184H134ZM219 183H221V181H219ZM217 184L218 186L220 185V184ZM236 183V182H235ZM0 184H1V182H0ZM131 184V183H130ZM225 184V183H224ZM240 184L242 185H240V187L238 186V187H235L234 188V191H233V194H228V195H226V198H225V201L228 203L227 205H229V207L228 208H226V210H225V212L223 213V214H220V215H218V216H214V217H212L211 219H209L208 220V224L206 225V226H199L200 224H198V225H196V222H195V220H192V216L194 215L193 214V212H190L189 211V208H186L185 207V205H183L182 203H178V202H176V203H168V205H166L165 206V204L163 205V203H159V204H157L156 202H155V200H156V197H152L149 201H142V200H139V199H133V200H130L129 202H127L126 203V205H124L123 207H122V216H121V226H122V235H123V237L125 236V239H126V242H127V246H128V248L130 247V244H129V236H130V234H132V233H134L135 231H138L140 228H143V227H145V226H147L148 224H150V223H152V222H154V221H156V220H158L159 218H161V217H163L164 215H166V214H168V213H170L171 211H173V210H177V211H179L180 213H182V214H185L186 216H187V218H186V220L185 221H187L186 223H188V226L190 227L189 229H191L192 231H194V232H197L198 233V235L200 236V242L203 244V246L205 247V248H207V246H208V240H209V237L207 236V234L205 233V231H209V234L208 235H210V238H214V239H216L217 240V237H216V234H215V232H214V230H213V225L219 220V219H222V218H224V217H226L228 214H229V208L232 206V204L234 203V201H235V198L236 197H245V196H248V195H250V194H253L254 192H257V191H259L260 189L261 190H263L264 191V180H262V181H260V182H257V183H249V185H246V186H243L244 184H245V181L244 180H240ZM54 185V184H53ZM166 185H168V184H165L164 183V185H161V186H159V188L160 187H162V188H160V189H157L156 191L157 192H161L162 190H165V188H166ZM1 186V185H0ZM56 186V185H55ZM3 187V186H2ZM172 186H170L169 188H166L167 190L169 189V191H170V193H171V191H173L172 189H174L175 190V188H173L172 187V189H170ZM182 187V186H181ZM181 187H177V192H180V191H178V188H180L181 189ZM209 188V187H208ZM1 189V188H0ZM3 190H4V188H2ZM1 192H3L4 193V197L6 196V198H7V207H9L10 206V208L13 206V207H15L14 205H17V203L21 200V199H24V201L25 200H27L28 201V197H29V193L30 192H27V191H25V195L22 197V198H20V199H17L13 194H11L10 192H9V190L7 189V188H5V190L4 191H2L1 190ZM60 192V191H59ZM62 192V193H61ZM60 192V194L58 193V196H56V197H54L51 201H52V204L51 205H56L57 207L59 206V207H61V206H64L65 204H67L66 202L68 201V200H70L73 196H74V194L76 193L74 190L73 191H70V192H64V191H61ZM182 192H180V194H182ZM205 192H207V191H205ZM175 193V192H174ZM174 193H171V195L173 194V195H175ZM199 194H201V193H199ZM223 194V193H222ZM32 195V194H31ZM195 196V195H194ZM188 196L186 195V198H187ZM5 199V198H4ZM188 199V198H187ZM218 199H220L221 201H222V199L220 198V197H218ZM6 200V199H5ZM221 201H218L217 203H219V202H221ZM184 203V202H183ZM25 204V203H24ZM216 205V204H215ZM234 205V204H233ZM187 206H191V205H188L187 204ZM6 207V208H7ZM191 209H194L193 207H191ZM190 209V210H191ZM193 214V215H192ZM196 215V214H195ZM196 217V216H195ZM194 217V218H195ZM184 218V217H183ZM193 218V219H194ZM195 219H197V218H195ZM124 220V221H123ZM141 220V221H140ZM124 222H126L125 224H134V227H127V226H124L125 224H124ZM199 223V222H198ZM128 228H129V230H128ZM89 239V238H88ZM109 240V239H108ZM108 240H106V239H104V240H101V241H97L96 242V247H104L105 248V246H108V244H109V242H108ZM110 241V240H109ZM80 243H82V241L80 242ZM68 244H70V243H68ZM67 244V245H68ZM65 245V244H64ZM71 245V244H70ZM69 245V246H70ZM72 245H75V244H72ZM69 246H67V248L69 247ZM77 246H79V244H77ZM76 245L73 247V248H75V247H77ZM64 247V246H63ZM62 248V247H61ZM69 248H71V247H69ZM72 248V249H73ZM78 248V247H77ZM76 248V249H77ZM63 249V248H62ZM71 249V250H72ZM64 250H65V247H64ZM69 250V249H68ZM75 250V249H74ZM73 250V251H74ZM76 251V250H75ZM58 253H59V251H58ZM61 253H64V252H61ZM60 253V254H61ZM112 255V254H111ZM119 254H114L112 257H111V260H113L114 258H116L117 256H118ZM61 258H60V260L58 261V262H56V263H54V264H73V263H75V262H77V261H79V260H81L82 262H84L85 264H95L94 262H93V260L91 259V256L89 255V254H83L82 252H80L79 254L77 253L76 255H73V256H71L69 259H67V260H63V261H61V259L63 258L62 257V254H61V256H60ZM252 262V261H251ZM246 263V262H245ZM247 264V263H246ZM251 264V263H250ZM252 264H254V263H252Z\"/></svg>",
  "mask_w": 264,
  "mask_h": 264
},
{
  "label": "crops",
  "instance_id": "0c3cea01",
  "mask_svg": "<svg viewBox=\"0 0 264 264\" xmlns=\"http://www.w3.org/2000/svg\"><path fill=\"white\" fill-rule=\"evenodd\" d=\"M101 105L103 112L99 111ZM126 112L115 95L85 107L89 127L84 134L85 145L97 152L139 147L133 145L131 133L148 130V121L145 115L127 116ZM140 155L137 152L133 156ZM17 178L11 177L10 189L20 198L24 187ZM257 192L237 201L229 214L213 225L215 247L205 248L198 233L189 229L186 218L173 210L130 234V247L108 264H264V196Z\"/></svg>",
  "mask_w": 264,
  "mask_h": 264
},
{
  "label": "snow or ice",
  "instance_id": "6c2138e0",
  "mask_svg": "<svg viewBox=\"0 0 264 264\" xmlns=\"http://www.w3.org/2000/svg\"><path fill=\"white\" fill-rule=\"evenodd\" d=\"M99 111H101V112L104 111V107H103V105L100 106ZM133 127H134V125H133Z\"/></svg>",
  "mask_w": 264,
  "mask_h": 264
}]
</instances>
